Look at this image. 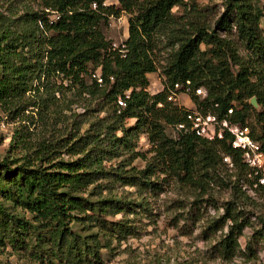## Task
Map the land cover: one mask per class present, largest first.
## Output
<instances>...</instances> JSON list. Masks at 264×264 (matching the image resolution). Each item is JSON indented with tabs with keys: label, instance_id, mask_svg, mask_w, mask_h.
<instances>
[{
	"label": "trees",
	"instance_id": "16d2710c",
	"mask_svg": "<svg viewBox=\"0 0 264 264\" xmlns=\"http://www.w3.org/2000/svg\"><path fill=\"white\" fill-rule=\"evenodd\" d=\"M104 1L37 0L36 8L0 21V105L8 114L27 106L15 104L19 99L49 102L68 91L73 101L98 96V108L107 106V113L98 115L81 134L69 140L65 135L43 139L31 153L0 160V192L31 214L19 216L0 205L9 240L18 247L19 234L33 232L40 243L48 240L51 254L62 263L96 264L100 248L109 245L113 232L118 237L131 232L127 219H107L135 211V201L108 193L117 183L159 190L172 176L203 186L228 155L237 174L228 181L233 199L224 203V212L216 219V228L230 221L216 242L218 254L227 258L238 247L243 226L250 224L239 208V201L248 195L238 180L264 184L232 146L229 134L208 140L178 128L176 123L185 121L187 109L167 96L175 81L189 80L190 97L203 111L223 115L232 106L230 119L241 124L253 111L260 127L251 126L250 134L264 150V0H223L211 22L201 18L196 7L186 17L175 13L173 7L182 0H117V5ZM52 12L58 17H51ZM122 12L128 14L123 53L112 47L101 28L109 15ZM159 35L176 47L163 68V88L150 92L148 73L157 69ZM199 86L206 90L204 97L195 93ZM125 91H129L126 104L119 107L117 97ZM253 95L258 109L248 101ZM90 110L75 114L82 116L74 120L76 133ZM129 118L134 122L128 125ZM141 134L151 145L142 167L127 166L122 159L105 163L124 152L137 155L134 145ZM248 174L253 177L248 179ZM75 225L88 231L80 232ZM95 226L107 237L100 236L99 229L91 230ZM32 255L52 262L48 254L32 251Z\"/></svg>",
	"mask_w": 264,
	"mask_h": 264
},
{
	"label": "rangeland",
	"instance_id": "374dc122",
	"mask_svg": "<svg viewBox=\"0 0 264 264\" xmlns=\"http://www.w3.org/2000/svg\"><path fill=\"white\" fill-rule=\"evenodd\" d=\"M104 3L117 5V0H105ZM222 3L223 0H182L181 4L173 7V11L186 17L191 8L196 7L202 13L201 18L211 22L222 10ZM37 5V0H0V21L16 17ZM53 15L52 12L50 16ZM101 28L112 42L124 41L128 32V14L122 12L119 16L109 15L101 23ZM168 41L167 36H158L157 69L149 73L147 89L150 92L162 89L163 68L171 48L176 47V44L171 46ZM86 79L90 81L88 76ZM70 93L68 91L66 95H60L49 102L44 99H19L15 104L25 103L27 106L11 115L4 105H0V160L4 156L12 160L26 151L31 153L33 146L43 139L52 140L65 135L69 140L81 134L98 115L107 113V106L98 108L100 97L76 102ZM33 100L37 104H28ZM176 101L185 107L195 106L189 93L179 94ZM86 107L91 110L84 115L80 130L76 133L74 120L79 121L82 116L77 117L75 114ZM246 121L249 130L251 126L259 130L253 111L247 115ZM133 122V118L127 119L128 125ZM166 132L171 134V128L166 127ZM150 146L146 135L141 134L134 145V150L139 152L137 155L124 152L120 157H114L105 163H116L122 159L127 166L142 167L151 154L148 151ZM62 156L67 157L68 154L63 152ZM262 175L264 176V168ZM236 177L231 158L225 155L218 170L210 173L203 186L185 183L172 176H167L168 180L159 190L117 183L108 193L123 200L135 201V211L125 215L118 213L114 217L108 215L107 219H127V227L131 232L121 237L115 236L116 232H113L109 245L100 248L96 264H264V223L261 220L264 221V185L250 184L242 178L238 180V186L248 198L245 197L243 202L239 201V208L244 209L242 212L249 217L250 224L243 226L238 237L239 245L232 255L224 258L218 254L216 242L226 232L230 221L227 220L220 228H216L219 224L216 219L224 212V203L233 199L228 181H233ZM252 177L248 174V179ZM6 195L0 192V205L4 209L19 216L31 217L27 210ZM2 220L3 216L0 214V264H65L53 257L48 240L40 243L33 232L19 234L21 246L12 245L9 240L10 229L3 227ZM74 228L83 233L88 231L80 225H75ZM97 229L100 236L107 237L98 226L91 230ZM32 251L48 254L52 262L36 260Z\"/></svg>",
	"mask_w": 264,
	"mask_h": 264
},
{
	"label": "built area",
	"instance_id": "2783aa9c",
	"mask_svg": "<svg viewBox=\"0 0 264 264\" xmlns=\"http://www.w3.org/2000/svg\"><path fill=\"white\" fill-rule=\"evenodd\" d=\"M92 6L95 7L96 3L92 2ZM57 17L58 15L54 13L53 18ZM111 44L112 47L118 48L122 53L125 51L124 41H113ZM93 75L98 82L102 81V77L98 72H95ZM161 88H163V84H161ZM191 89L189 80L184 84L175 81L173 85L169 87L167 98L176 101L179 94L189 93ZM128 92L129 91H125L124 95H119L117 97V105L119 107L125 106ZM195 93L200 97H204L206 95V90L203 86H199L195 88ZM177 104L185 107V105H181L178 102ZM185 108L187 109L185 121L176 123L178 128L190 130L197 136L208 140L222 138L225 133L229 134L231 136L232 146L241 151L242 159L245 163L251 167L255 173H259L257 178L258 182H264V176L262 175V169L264 168V150L262 149L260 141L251 136L247 124H241L230 119V115L233 113L232 106L228 107L223 115H218L210 110L203 111L196 106H186Z\"/></svg>",
	"mask_w": 264,
	"mask_h": 264
},
{
	"label": "water",
	"instance_id": "95a60500",
	"mask_svg": "<svg viewBox=\"0 0 264 264\" xmlns=\"http://www.w3.org/2000/svg\"><path fill=\"white\" fill-rule=\"evenodd\" d=\"M249 101H250V104H251L252 106H255V107L259 106L258 101H257V98H256L255 95L251 96V97L249 98Z\"/></svg>",
	"mask_w": 264,
	"mask_h": 264
},
{
	"label": "crops",
	"instance_id": "0c3cea01",
	"mask_svg": "<svg viewBox=\"0 0 264 264\" xmlns=\"http://www.w3.org/2000/svg\"><path fill=\"white\" fill-rule=\"evenodd\" d=\"M148 78H149V73H148ZM150 80V79H149Z\"/></svg>",
	"mask_w": 264,
	"mask_h": 264
}]
</instances>
